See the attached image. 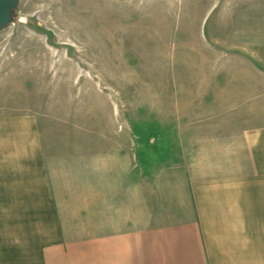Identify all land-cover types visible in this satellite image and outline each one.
<instances>
[{
  "label": "rangeland",
  "instance_id": "1",
  "mask_svg": "<svg viewBox=\"0 0 264 264\" xmlns=\"http://www.w3.org/2000/svg\"><path fill=\"white\" fill-rule=\"evenodd\" d=\"M263 102L264 0H20L0 31V116L34 115L81 161L90 143L180 156Z\"/></svg>",
  "mask_w": 264,
  "mask_h": 264
},
{
  "label": "crops",
  "instance_id": "2",
  "mask_svg": "<svg viewBox=\"0 0 264 264\" xmlns=\"http://www.w3.org/2000/svg\"><path fill=\"white\" fill-rule=\"evenodd\" d=\"M251 108L180 156L90 143L88 161L34 115L0 116V264H264V102Z\"/></svg>",
  "mask_w": 264,
  "mask_h": 264
},
{
  "label": "water",
  "instance_id": "3",
  "mask_svg": "<svg viewBox=\"0 0 264 264\" xmlns=\"http://www.w3.org/2000/svg\"><path fill=\"white\" fill-rule=\"evenodd\" d=\"M20 0H0V31L13 23Z\"/></svg>",
  "mask_w": 264,
  "mask_h": 264
}]
</instances>
